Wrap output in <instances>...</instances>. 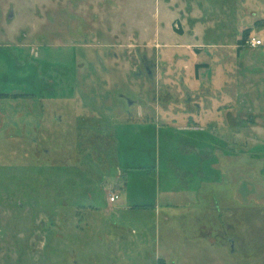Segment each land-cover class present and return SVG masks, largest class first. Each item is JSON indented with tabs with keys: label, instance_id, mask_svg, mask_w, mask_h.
<instances>
[{
	"label": "rangeland",
	"instance_id": "rangeland-1",
	"mask_svg": "<svg viewBox=\"0 0 264 264\" xmlns=\"http://www.w3.org/2000/svg\"><path fill=\"white\" fill-rule=\"evenodd\" d=\"M0 264H264V0H0Z\"/></svg>",
	"mask_w": 264,
	"mask_h": 264
},
{
	"label": "flooded vegetation",
	"instance_id": "flooded-vegetation-1",
	"mask_svg": "<svg viewBox=\"0 0 264 264\" xmlns=\"http://www.w3.org/2000/svg\"><path fill=\"white\" fill-rule=\"evenodd\" d=\"M86 45L88 46L87 42ZM141 66L142 69L144 71V74L147 77H151L152 72L155 70V64L152 61L147 60L145 57H142L141 59ZM201 94H195V95H187L184 94L183 98H180L178 94H172L169 93V91H165L164 93H154L151 96V103H154L155 105H159L161 107H167L168 103L170 102V100L172 102H179V103H183L184 106H188L191 109H200V101L203 103L205 101H207V95H203V91L201 90ZM207 94V92H206ZM176 95V96H175ZM17 96V95H15ZM13 96V97H15ZM130 105H132V103H130ZM191 110V111H193ZM200 113L199 111H197L195 114ZM61 121V117H59V122Z\"/></svg>",
	"mask_w": 264,
	"mask_h": 264
},
{
	"label": "built area",
	"instance_id": "built-area-1",
	"mask_svg": "<svg viewBox=\"0 0 264 264\" xmlns=\"http://www.w3.org/2000/svg\"><path fill=\"white\" fill-rule=\"evenodd\" d=\"M244 44L246 47L254 49V48H258L259 46L262 45L261 41L255 38H248L244 41ZM119 201V195L117 194H111L110 198H109V202L110 203H116Z\"/></svg>",
	"mask_w": 264,
	"mask_h": 264
},
{
	"label": "trees",
	"instance_id": "trees-1",
	"mask_svg": "<svg viewBox=\"0 0 264 264\" xmlns=\"http://www.w3.org/2000/svg\"><path fill=\"white\" fill-rule=\"evenodd\" d=\"M243 38H246V35H243ZM243 41V40H242ZM242 41H239L238 44H242Z\"/></svg>",
	"mask_w": 264,
	"mask_h": 264
}]
</instances>
